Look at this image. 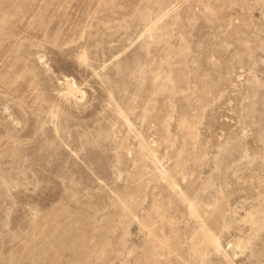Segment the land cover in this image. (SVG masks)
Masks as SVG:
<instances>
[{
    "label": "rangeland",
    "instance_id": "obj_1",
    "mask_svg": "<svg viewBox=\"0 0 264 264\" xmlns=\"http://www.w3.org/2000/svg\"><path fill=\"white\" fill-rule=\"evenodd\" d=\"M0 264H264V0H0Z\"/></svg>",
    "mask_w": 264,
    "mask_h": 264
}]
</instances>
